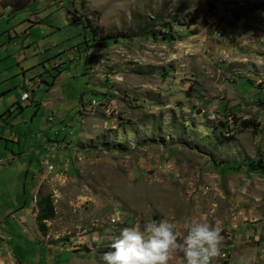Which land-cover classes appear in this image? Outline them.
I'll use <instances>...</instances> for the list:
<instances>
[{
  "label": "rangeland",
  "instance_id": "374dc122",
  "mask_svg": "<svg viewBox=\"0 0 264 264\" xmlns=\"http://www.w3.org/2000/svg\"><path fill=\"white\" fill-rule=\"evenodd\" d=\"M262 3L0 7V252L10 255L2 264H101L122 228L163 220L181 243L190 218L220 230L212 264H264V175L221 172L264 158ZM156 16L173 40L151 24ZM92 31L94 43L127 39L86 50ZM39 202L54 211L43 226ZM24 238L30 244L19 247ZM181 257L175 251L169 264Z\"/></svg>",
  "mask_w": 264,
  "mask_h": 264
},
{
  "label": "clouds",
  "instance_id": "9594fccd",
  "mask_svg": "<svg viewBox=\"0 0 264 264\" xmlns=\"http://www.w3.org/2000/svg\"><path fill=\"white\" fill-rule=\"evenodd\" d=\"M177 235L176 225L163 220H149L142 230L124 227L101 254V264H169L177 250L181 264H212L220 254V230L208 223L190 218L181 243Z\"/></svg>",
  "mask_w": 264,
  "mask_h": 264
},
{
  "label": "trees",
  "instance_id": "16d2710c",
  "mask_svg": "<svg viewBox=\"0 0 264 264\" xmlns=\"http://www.w3.org/2000/svg\"><path fill=\"white\" fill-rule=\"evenodd\" d=\"M261 8H262V11L264 12V3H262L261 5ZM75 20H78L77 17L75 16H72ZM160 17L156 16L155 18L152 19L151 21V24L153 26H156L157 23H160V25L162 26L165 34L167 35V38L169 40H173L174 39V34H172V25L170 23H165V22H160ZM88 23V22H87ZM151 36L155 35L153 30H151V33H150ZM94 33L92 31V45H87L88 47L86 48V50H88L90 47L93 48L92 46H101V47H108L107 43L109 44H116L120 39L123 40V39H127V37L125 36H122V35H109L107 37H102V38H99L98 40L93 41L94 39ZM79 51V49H78ZM76 58H79V56H76ZM85 58H87V56H85ZM57 77V76H56ZM53 78V82L55 80V78ZM106 96V94L103 95V98L104 99ZM95 101H91V105L92 106H95ZM99 104V102L97 103ZM262 110H264V105L261 107ZM242 127L245 128V129H251V126L249 125V121H243L242 123ZM256 126L258 125V123L255 124ZM254 126V124H253ZM262 159H258L257 161L255 162H251V163H242L241 166H236V167H226V168H222L221 169V172H226L228 174H234L238 171H240V167L244 168L245 172L247 173H260L262 175H264V158L263 156H261ZM70 169V168H69ZM243 170V171H244ZM60 171H63L62 169ZM38 206L40 207V210H39V213L37 214L36 216V221H37V224L39 226H43L44 222L47 221V220H50L53 216H54V211L51 207V204L50 203H42V205H40V202L38 203ZM25 209H23L24 211ZM39 228H43V232L46 230L44 227H39Z\"/></svg>",
  "mask_w": 264,
  "mask_h": 264
},
{
  "label": "crops",
  "instance_id": "0c3cea01",
  "mask_svg": "<svg viewBox=\"0 0 264 264\" xmlns=\"http://www.w3.org/2000/svg\"><path fill=\"white\" fill-rule=\"evenodd\" d=\"M29 2V0H0V7H2V9H5V10H7V11H12V13L13 12H15L16 10H22V9H24V7H25V5L27 4ZM3 16V18L5 17V15H2ZM33 18V17H32ZM33 20H37V19H34L33 18ZM35 22H40V20L39 21H35ZM23 60V59H22ZM58 77H60V75H58L56 78H55V80H54V82L53 83H55V81H57L56 79H59ZM35 79V78H34ZM42 82L41 81H37V85L39 86L40 84H41ZM24 213H25V210H24ZM22 218V217H21ZM22 225H24L25 223H21ZM23 228V227H22ZM25 230L23 229L22 230V232L24 233V234H26L25 232H24ZM8 239V241L9 242H11L13 239L12 238H7ZM25 241H26V243H25ZM20 243V242H19ZM29 245L30 244V241H29V238H24L23 239V244H19L18 246L19 247H22L23 245ZM8 250H6V249H2L1 250V252H0V264H2V263H5V261H10V255L8 254ZM217 257H220V256H217ZM222 258H225V256L224 255H222L221 256ZM216 258V257H215Z\"/></svg>",
  "mask_w": 264,
  "mask_h": 264
},
{
  "label": "built area",
  "instance_id": "2783aa9c",
  "mask_svg": "<svg viewBox=\"0 0 264 264\" xmlns=\"http://www.w3.org/2000/svg\"><path fill=\"white\" fill-rule=\"evenodd\" d=\"M18 90L20 92V101L22 103H25L28 101V90H30V83L29 81L23 80V82L18 86ZM51 120V119H50ZM62 164L64 165V172H62V175H66L67 168H69L71 165H69V160L65 159L62 161ZM59 178H61V176Z\"/></svg>",
  "mask_w": 264,
  "mask_h": 264
}]
</instances>
